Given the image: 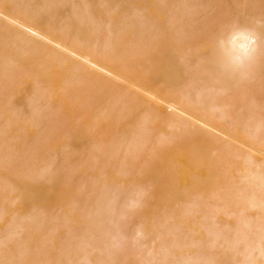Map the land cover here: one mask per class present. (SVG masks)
Masks as SVG:
<instances>
[{"label":"bare ground","instance_id":"6f19581e","mask_svg":"<svg viewBox=\"0 0 264 264\" xmlns=\"http://www.w3.org/2000/svg\"><path fill=\"white\" fill-rule=\"evenodd\" d=\"M263 36L264 0H0V264H264Z\"/></svg>","mask_w":264,"mask_h":264},{"label":"rangeland","instance_id":"374dc122","mask_svg":"<svg viewBox=\"0 0 264 264\" xmlns=\"http://www.w3.org/2000/svg\"><path fill=\"white\" fill-rule=\"evenodd\" d=\"M247 18H249V17H247ZM262 38L264 39V36H263ZM261 40H262V39H261ZM262 41H264V40H262ZM14 97H15V96H14ZM16 98H17V97H16ZM13 99H14V98H13ZM1 244H2V243H1ZM1 244H0V246L2 247ZM3 246L5 247L6 245L3 244ZM4 247H3V248H4ZM6 247H7V246H6ZM6 247H5V249H6ZM8 247H10V244H8ZM0 249H2V248H0Z\"/></svg>","mask_w":264,"mask_h":264}]
</instances>
